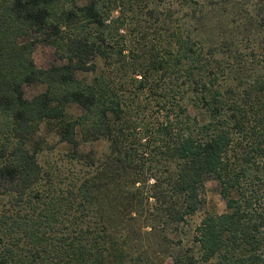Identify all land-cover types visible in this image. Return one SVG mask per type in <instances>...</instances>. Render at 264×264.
<instances>
[{
	"label": "trees",
	"instance_id": "16d2710c",
	"mask_svg": "<svg viewBox=\"0 0 264 264\" xmlns=\"http://www.w3.org/2000/svg\"><path fill=\"white\" fill-rule=\"evenodd\" d=\"M64 1L0 0V181L17 186L0 211V264H151L135 249L138 231L121 218L120 196L130 198L129 215L154 201L144 226L153 230L194 215L209 180L225 211L205 215L195 248L171 264H264V0L254 11L238 0H176L183 14L174 23L155 15L153 0ZM125 5L154 18L156 34L171 23L168 46L129 48L118 34ZM217 11L236 30L218 44L197 25ZM39 43L54 48L59 64L36 67ZM89 73L91 82L79 77ZM36 85L44 91L27 99L24 87ZM152 109L162 122H149ZM42 125L73 150L70 160L91 164L80 142H107L97 172L52 189L34 139Z\"/></svg>",
	"mask_w": 264,
	"mask_h": 264
},
{
	"label": "rangeland",
	"instance_id": "374dc122",
	"mask_svg": "<svg viewBox=\"0 0 264 264\" xmlns=\"http://www.w3.org/2000/svg\"><path fill=\"white\" fill-rule=\"evenodd\" d=\"M106 1V0H104ZM108 2L111 0H107ZM134 0H126V4L129 6L133 4ZM155 2L154 9L158 11L155 15L157 17H167V13L172 15V22L183 14L180 11V6L176 3V0H153ZM217 2L219 7L220 0H204L205 4H210V2ZM87 2V0H65L64 3L66 6L71 5V3H75L77 5H83ZM241 6L246 7L249 10H255L263 7V3L261 0H238ZM126 8L122 9L123 16L122 20H126L125 27L118 34H122L127 39V45L129 48L135 49V52L140 54L141 51H144L145 48H149L152 45L156 46V49H161L163 45L168 46L167 42L171 39V23L167 26V30L162 31L157 34L153 31V24L155 23L154 18H150L148 15H144V13H130V9ZM128 10V11H127ZM264 10V9H263ZM120 12L118 9L112 11L110 14V21L116 20L120 16ZM214 17L206 19L203 25L197 23L202 31L203 35L206 38V41L220 43L225 40H230L236 32L235 29H231L234 33H231V28L226 23V18L221 15L220 11H217ZM254 14V13H253ZM260 16V20H262V24H264V13ZM133 18L131 20V18ZM192 24V23H191ZM222 24L221 28L215 29L216 26ZM112 25V24H111ZM150 27V28H149ZM170 28V29H169ZM224 28V29H222ZM147 31L145 34L143 32ZM144 36V37H143ZM144 38V39H142ZM116 39V37H115ZM139 48V49H137ZM251 50L247 51L249 54ZM247 62L251 60V58L247 55ZM32 59L37 68L47 69L53 65L59 64L55 56L54 48L51 46H47L45 44L39 43L36 45ZM99 72L101 63H98ZM83 80H87L91 82L92 78H94V74H83L79 76ZM224 82V78L221 80ZM224 85V84H223ZM43 86H26L24 87V95L27 99H32L38 94L44 91ZM188 112L193 117H198L197 110L193 107H189ZM67 113L73 118L79 116L81 113L80 109L76 106H70L67 109ZM149 122L153 121L154 123L162 122L163 115L162 113H158L156 109H152L149 113ZM34 139L41 142L42 151L37 156L40 166L43 170H47L50 174V181L52 182V189L55 190H66L71 184H75L80 182L82 179L89 177L95 174L98 170L99 165L103 163L106 155L108 153V144L105 141H95V142H80L78 147V152L86 156L88 162L91 161V164H86L85 162H78L76 160H70L68 155H71L73 150L63 144L59 143L58 138L53 133H46L44 125H42L41 130L34 135ZM81 141V137L78 138ZM94 162V164H92ZM152 182H150L151 184ZM42 188L47 187L45 185V178L41 182ZM49 186L50 184L47 183ZM136 185L135 188H137ZM125 189L130 192H135L134 188L130 186L125 187ZM16 182H11L9 180L0 181V211L4 212V207H9V201L15 197L17 193ZM203 203L200 206V209L192 216L187 217L184 222L175 225H166L163 222H155L153 223V230L150 228H145V224L149 223L152 219L150 214L154 213V209L152 208L153 200L145 202L142 209H137L138 212L131 213L129 215L124 209L125 206L130 202L129 196L125 198L124 194L120 196L121 206L123 210L120 215L121 218L125 221L128 220L130 224L135 225L134 230H137L138 238L135 240L138 252H145L146 255L151 258V264H171L172 258L180 252L181 250H186L189 248H195L193 244V237L195 235V229L199 226L201 220L207 214H216L220 215L225 211V202L218 194V186L214 181H207L205 184L204 194L202 195ZM135 218L134 219H130Z\"/></svg>",
	"mask_w": 264,
	"mask_h": 264
}]
</instances>
